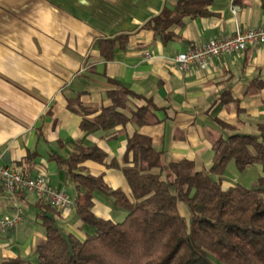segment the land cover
Segmentation results:
<instances>
[{
    "label": "crops",
    "instance_id": "obj_1",
    "mask_svg": "<svg viewBox=\"0 0 264 264\" xmlns=\"http://www.w3.org/2000/svg\"><path fill=\"white\" fill-rule=\"evenodd\" d=\"M177 1L0 0V165L30 177L41 174L74 202L83 189L55 158H68L78 144L96 147L105 154L103 161L84 160L75 171L101 177L108 188L130 197L122 168L132 164V155L124 156L134 133L151 138L164 164L186 159L200 169L210 166L212 142L225 130L250 119L264 124V43L213 57L205 68L180 71L170 59L209 38L232 34L236 25L264 24L260 0H213L210 15L185 17L181 26L169 28L167 41L141 28L165 4ZM123 33L129 34L126 42H117L112 58L105 60L98 40ZM119 86L130 92L121 112L130 118L145 107L157 121L139 126L128 120L111 129L83 131L82 117L97 116L110 104L108 92ZM40 201L34 193L11 194L0 184V217L12 216L15 205L24 210L19 225L0 234V260L35 256V244L45 238ZM91 211L112 221L126 215L99 190ZM52 216L65 233L84 238L92 232L74 207L56 208Z\"/></svg>",
    "mask_w": 264,
    "mask_h": 264
},
{
    "label": "trees",
    "instance_id": "obj_2",
    "mask_svg": "<svg viewBox=\"0 0 264 264\" xmlns=\"http://www.w3.org/2000/svg\"><path fill=\"white\" fill-rule=\"evenodd\" d=\"M212 2L178 0L165 4L141 28L167 41L172 38V25L181 26L185 17L210 15ZM260 2L264 10V0ZM128 36L123 33L99 39L101 56L110 60L117 42H126ZM129 95L120 86L109 91L110 104L93 118L83 116L80 128L93 131L111 129L128 120L139 126L157 121L145 107L133 111L130 118L121 112ZM68 107L75 110L70 102ZM219 123L223 128L231 127ZM257 127L258 135L233 133L215 138L211 164L200 169L186 159L164 164L151 138L134 133L124 156L127 160L131 154L132 164L122 168L130 197L108 188L101 177L76 172L84 160L102 162L105 158L96 147L76 145L68 158L55 159L76 187L83 189L73 202L74 209L92 232L84 238L65 233L52 216L56 208L40 198L38 219L45 238L35 244L36 260L15 256L0 260V264H264V124ZM231 160L240 172L261 164L263 175L251 187L239 183L223 187V175ZM95 190L112 196L115 205L126 210L125 217L112 221L95 216L91 211ZM180 202L190 209L189 225L179 210Z\"/></svg>",
    "mask_w": 264,
    "mask_h": 264
},
{
    "label": "built area",
    "instance_id": "obj_3",
    "mask_svg": "<svg viewBox=\"0 0 264 264\" xmlns=\"http://www.w3.org/2000/svg\"><path fill=\"white\" fill-rule=\"evenodd\" d=\"M232 12L237 9L232 5ZM264 43V24L252 28L235 26L232 34L222 37H212L194 45L185 52L178 53L170 59L180 71L189 70L193 67L205 68L209 59L221 55L238 54L248 46ZM149 57V53L145 52ZM0 184L2 188L11 194L19 191L31 192L43 198L53 207L59 210H67L74 207L72 200L67 194L54 186L41 174L33 177L24 175L17 169L0 165ZM24 210L21 206H14L12 216L0 217V234L16 228L22 221Z\"/></svg>",
    "mask_w": 264,
    "mask_h": 264
},
{
    "label": "rangeland",
    "instance_id": "obj_4",
    "mask_svg": "<svg viewBox=\"0 0 264 264\" xmlns=\"http://www.w3.org/2000/svg\"><path fill=\"white\" fill-rule=\"evenodd\" d=\"M233 133L240 134H259V129L257 124L253 122L252 119L247 120L244 124L239 126L236 130H225L224 136H229ZM263 175V169L261 164H254L249 167L246 171L240 172L234 165L233 161H229L227 164V168L223 175L224 179L222 180L223 187L228 185L239 183L244 185L245 187L253 186L258 178ZM217 179V177H215ZM179 210L181 214L185 217L187 225L190 224V209L185 202L179 203ZM29 259V258H28ZM30 260L35 261L36 257H31ZM221 264V263H219Z\"/></svg>",
    "mask_w": 264,
    "mask_h": 264
}]
</instances>
